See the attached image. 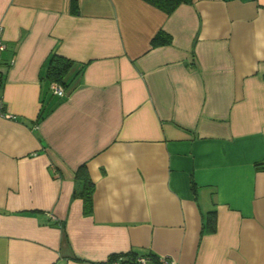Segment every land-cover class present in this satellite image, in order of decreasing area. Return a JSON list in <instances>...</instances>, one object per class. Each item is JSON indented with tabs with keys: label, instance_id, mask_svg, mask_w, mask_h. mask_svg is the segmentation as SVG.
Returning <instances> with one entry per match:
<instances>
[{
	"label": "crops",
	"instance_id": "crops-1",
	"mask_svg": "<svg viewBox=\"0 0 264 264\" xmlns=\"http://www.w3.org/2000/svg\"><path fill=\"white\" fill-rule=\"evenodd\" d=\"M0 27V264H264V0H0Z\"/></svg>",
	"mask_w": 264,
	"mask_h": 264
},
{
	"label": "trees",
	"instance_id": "trees-1",
	"mask_svg": "<svg viewBox=\"0 0 264 264\" xmlns=\"http://www.w3.org/2000/svg\"><path fill=\"white\" fill-rule=\"evenodd\" d=\"M154 7L162 10L167 15H170L181 3H190L191 0H143ZM172 39L170 34L166 33L164 30L160 29L151 39V47L163 46L171 44ZM73 60L56 54L54 51L48 56L45 63V73L42 78L48 82V87L51 84H59L65 91L66 94V82L65 78L69 73L71 67L73 66ZM64 94V95H65ZM53 96V95H52ZM48 97L51 99V97ZM42 106L39 111L37 120L43 119L53 108V105H49V101H45L41 97ZM59 102V101H57ZM56 102V103H57ZM76 177L81 180L82 186L78 191L73 192V196H80L83 200V210L84 212H90L92 210V198L94 192V183L89 177L85 170V164L80 165L76 170ZM204 230L206 232H214L216 230V214L215 211H210L204 218L203 224ZM140 257H147L143 255H138L136 252H125L111 254L106 261H117L120 264H140L138 259Z\"/></svg>",
	"mask_w": 264,
	"mask_h": 264
},
{
	"label": "built area",
	"instance_id": "built-area-1",
	"mask_svg": "<svg viewBox=\"0 0 264 264\" xmlns=\"http://www.w3.org/2000/svg\"><path fill=\"white\" fill-rule=\"evenodd\" d=\"M5 48H6V44H5V40L3 38L2 28L0 27V59H1V52ZM3 73H4V71H3L2 65L0 63V85L2 83ZM51 89H52V92L58 96H64V94H65L64 89L59 84H56V83L51 84ZM3 108H4V101H3V98L0 96V115L5 114ZM159 260L162 264H176L174 261H171L165 257L159 258ZM138 261L140 264H144L146 261V258L140 257L138 259ZM103 264H120V263L114 260V261H105Z\"/></svg>",
	"mask_w": 264,
	"mask_h": 264
}]
</instances>
